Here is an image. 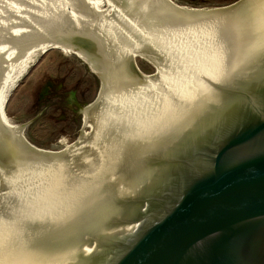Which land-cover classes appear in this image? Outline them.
<instances>
[{
  "label": "water",
  "instance_id": "obj_1",
  "mask_svg": "<svg viewBox=\"0 0 264 264\" xmlns=\"http://www.w3.org/2000/svg\"><path fill=\"white\" fill-rule=\"evenodd\" d=\"M116 1L131 4L149 34L140 36L139 58L157 69L167 65L170 74L218 70L199 59L204 39L218 41V30L196 36L199 53L192 52L181 34L184 24L143 13L142 0ZM252 2L216 8L234 18L226 33L232 45L240 41L230 50L233 66L170 114L169 137L151 164L141 158L126 167L135 138L92 129L78 153L57 161L64 163L57 173L50 166L28 169L33 173L17 169V181L0 174V264H264V0L241 12ZM181 13L190 24L200 21ZM82 36L61 41L98 63L101 93L87 107L90 124L103 95L102 76L116 54L105 39L86 44ZM168 44L191 63L159 53ZM129 66L141 77L135 59ZM7 134L0 123V167L10 172L20 154L8 152Z\"/></svg>",
  "mask_w": 264,
  "mask_h": 264
},
{
  "label": "bare ground",
  "instance_id": "obj_2",
  "mask_svg": "<svg viewBox=\"0 0 264 264\" xmlns=\"http://www.w3.org/2000/svg\"><path fill=\"white\" fill-rule=\"evenodd\" d=\"M6 1L9 0H0V16L5 20L9 18V21L0 24V32L6 34L3 40L0 35V123L10 133L5 138L8 152L20 155L12 161L15 170L6 172L0 167V174L2 173L5 181L22 178L16 176L17 169L33 173L28 169L50 166L57 173L59 167L64 165L57 161H65L63 156L75 155L83 147L82 142H79L58 152L38 148L25 136L24 127H19L8 118L5 109L11 91L17 86L26 69L33 66L32 63L39 55H44L51 49L75 53L91 69H98V63H92L83 49H77L61 41L62 39H67L70 35H83L82 40L87 44L99 37L112 46V53L116 54L115 61L109 59L107 71L102 76L104 87L99 108L90 111L93 123L87 124V113L93 106L84 108L83 115L85 123L91 126L94 133L106 129L102 130L105 137L108 132L119 131L123 137H127L126 140L129 137L132 140L135 138L134 153L126 166L130 169L136 167L141 158H151L150 164L157 158L169 137L170 114L210 88L214 84L213 80L221 78L233 66L229 62L233 56L230 50L240 46L239 40L232 45L231 39L226 35L234 24L231 15L218 14L215 12L216 8L180 6L174 0H142L143 13L148 11V15L164 22L175 20L184 24L181 34L192 52L199 53V44L194 42L196 36L207 30L211 33L213 29L218 30V41L208 40V37L204 39L205 48L200 52L199 59L207 65H219V68L204 73L203 66L198 68L201 69L200 72L196 71L195 75L188 76L185 73L170 74L164 71L167 68L165 65L163 70L158 68L159 74L154 76L143 73L138 67L142 74L139 77L130 72L129 60L130 57L132 60L143 57L138 50L140 36L149 34L141 20L130 11L131 4L117 3L116 0H11L3 5ZM130 1L135 3L138 0ZM256 1L253 0L241 12L251 10ZM102 2H106L109 8L102 9ZM174 7L181 10L177 11ZM9 10L12 13L7 15ZM181 12L194 15L200 21L190 24L184 20ZM158 51L161 54L168 52V59L179 64H190L193 60L188 56L181 57L184 53L176 51L173 45H163ZM21 63L23 68L17 77H11L12 71L22 65ZM165 122L168 125L162 129V136L156 138L157 128ZM85 136L82 135L81 140ZM103 143L106 144V138ZM115 155L118 156L119 152L115 151ZM135 173L137 172L131 171V175ZM14 186L17 187V182Z\"/></svg>",
  "mask_w": 264,
  "mask_h": 264
},
{
  "label": "rangeland",
  "instance_id": "obj_3",
  "mask_svg": "<svg viewBox=\"0 0 264 264\" xmlns=\"http://www.w3.org/2000/svg\"><path fill=\"white\" fill-rule=\"evenodd\" d=\"M174 1L180 6L215 9L240 0ZM101 8L109 7L102 2ZM11 13L7 11V15ZM5 21L9 18L5 20L0 16V24ZM0 35L3 40L6 34L2 31ZM135 61L145 74L155 75L158 71L146 59L137 58ZM32 64L8 97V118L19 127L23 126L25 136L38 148L58 152L75 143L85 145L82 135L90 134L92 130L85 123L83 109L94 104L101 93L97 72L77 54L60 49L39 55ZM22 66L12 69L11 77H17Z\"/></svg>",
  "mask_w": 264,
  "mask_h": 264
},
{
  "label": "flooded vegetation",
  "instance_id": "obj_4",
  "mask_svg": "<svg viewBox=\"0 0 264 264\" xmlns=\"http://www.w3.org/2000/svg\"><path fill=\"white\" fill-rule=\"evenodd\" d=\"M51 92V91H50Z\"/></svg>",
  "mask_w": 264,
  "mask_h": 264
}]
</instances>
